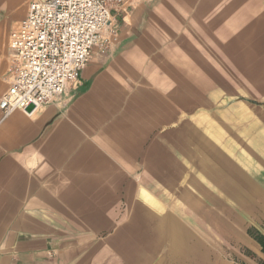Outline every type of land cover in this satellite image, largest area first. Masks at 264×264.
I'll return each mask as SVG.
<instances>
[{
    "label": "crops",
    "instance_id": "1",
    "mask_svg": "<svg viewBox=\"0 0 264 264\" xmlns=\"http://www.w3.org/2000/svg\"><path fill=\"white\" fill-rule=\"evenodd\" d=\"M30 1L0 0V98ZM130 2L76 88L0 110V264H262L264 0Z\"/></svg>",
    "mask_w": 264,
    "mask_h": 264
},
{
    "label": "built area",
    "instance_id": "2",
    "mask_svg": "<svg viewBox=\"0 0 264 264\" xmlns=\"http://www.w3.org/2000/svg\"><path fill=\"white\" fill-rule=\"evenodd\" d=\"M130 0H32L9 33L11 81L0 110L34 111L76 88L92 49L104 51L116 36L114 13ZM109 36V37H108Z\"/></svg>",
    "mask_w": 264,
    "mask_h": 264
},
{
    "label": "rangeland",
    "instance_id": "3",
    "mask_svg": "<svg viewBox=\"0 0 264 264\" xmlns=\"http://www.w3.org/2000/svg\"><path fill=\"white\" fill-rule=\"evenodd\" d=\"M4 31H2V28L0 27V39L3 37L6 39ZM257 40L254 41H244L245 45H242L241 48V55L242 56H249L250 58H253V56H256V62L254 66V72L256 74V95L255 97L261 100H264V41L262 38H259V34H257ZM249 42V43H248ZM248 43V44H247ZM6 46L8 49L9 47V40L6 42ZM10 55H11V49H10ZM12 59V56H11ZM11 59H10V69H11Z\"/></svg>",
    "mask_w": 264,
    "mask_h": 264
},
{
    "label": "trees",
    "instance_id": "4",
    "mask_svg": "<svg viewBox=\"0 0 264 264\" xmlns=\"http://www.w3.org/2000/svg\"><path fill=\"white\" fill-rule=\"evenodd\" d=\"M257 239H258V242L262 246V251L264 252V237L263 236H259V237H257ZM262 264H264V260L262 261Z\"/></svg>",
    "mask_w": 264,
    "mask_h": 264
},
{
    "label": "bare ground",
    "instance_id": "5",
    "mask_svg": "<svg viewBox=\"0 0 264 264\" xmlns=\"http://www.w3.org/2000/svg\"><path fill=\"white\" fill-rule=\"evenodd\" d=\"M4 36V35H3Z\"/></svg>",
    "mask_w": 264,
    "mask_h": 264
}]
</instances>
